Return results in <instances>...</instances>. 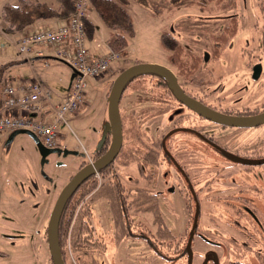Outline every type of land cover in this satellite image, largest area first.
Here are the masks:
<instances>
[{"label": "rangeland", "instance_id": "rangeland-1", "mask_svg": "<svg viewBox=\"0 0 264 264\" xmlns=\"http://www.w3.org/2000/svg\"><path fill=\"white\" fill-rule=\"evenodd\" d=\"M4 1L14 3L16 0H0V8ZM40 1L57 5V0ZM119 1L123 2L131 16L133 36L129 38L125 49L118 50L120 58L110 62L109 69L101 77L86 78L84 102L74 112L66 113L63 120L57 123V144L61 149L70 152L62 156L50 153L47 155V160L41 163L36 144L28 134H16L9 144H4L9 133L0 136V264H52L43 231L50 210L64 185L78 170L82 160L92 156L104 139L111 138L108 94L110 84L115 77L110 71L121 70L117 68L136 63H151L173 69L174 66L170 63L167 51L160 41L162 30L166 29L179 38L184 48L193 52L203 51L205 39L207 40L208 37L205 36L206 32L198 31L195 34L198 28L195 24L202 21L213 31L234 15L237 19L236 33L231 37L220 57L217 60L204 61L201 70L199 69L195 75L205 79V86L221 85V93L226 95L222 107L253 108L264 103V0H227L230 4L222 11L214 8L212 0L207 3L209 7L205 11L198 9L194 3L187 7L182 1L173 11L169 9L171 0H158L162 4L159 2L156 4L155 0ZM91 8L90 3L87 16L94 26V31L92 37L85 38V45L89 46L91 40L98 47L97 52H109L106 45L109 29ZM176 23H182L183 27L177 28ZM20 33L21 31L5 30L0 18V87L4 78L16 76L19 71L11 68L14 63L8 60L16 54L20 55L15 46ZM197 37L200 38L199 41L192 42L191 39ZM32 63L34 66H27L20 73L30 76L32 80L40 79L51 90L52 102H55L58 99L56 93L63 92L54 85L61 79L60 70L53 68L52 65L45 67L39 62ZM256 64L260 65V69L258 75L253 76V67ZM145 77L128 82L119 101V110L134 108L135 116L141 118V129L148 138L156 141L171 128L173 121L170 119V111L162 107L167 104V99L158 97L152 100L153 94L151 98L144 94L146 87L150 85L149 78L145 79ZM201 86L203 85L190 82L184 84V87L194 94H198ZM175 105L177 106L173 103V107ZM46 110L49 111L48 117L53 118L49 104L41 107V111ZM36 111H31L30 116L37 120L42 119ZM176 123L192 125V122L186 118ZM181 135L191 139L186 132L174 131L166 140L167 145L169 143L174 145L175 149H171V153L179 164L186 165L187 169H191L196 176L206 172L221 182L224 172L220 171L216 174L213 168L209 167L212 164H209L207 155L200 153L196 147L194 150L190 149L186 155V146L181 144L185 140ZM213 138L225 144L231 151L240 150L243 153L264 151L263 125L253 128L218 129L214 131ZM193 145L189 144L190 147ZM207 147L210 149L212 145ZM198 152L201 158L203 157L201 162L194 160ZM257 167L259 168L254 170L257 175L253 174V182L258 186H264V163ZM119 172L123 181L128 182L130 176L135 177L137 185L157 192L156 210L162 226L168 231L165 239L170 240V244L175 241L180 242L189 224L185 196L181 188L182 181L177 168L164 160L156 165L153 173H150L147 167L142 166L140 169L136 163L130 162L129 165L120 168ZM122 172L130 175H123ZM202 181L203 178L199 183ZM240 182L242 181L239 179L233 180V184ZM223 194L221 192L220 196ZM215 202L216 206L209 201H201V213H204L200 219L202 223L206 224L209 220H206L207 213L212 210L221 215L217 220V232L224 236L230 234L233 228L229 226V222H232L235 231L237 229L242 231L254 248L259 249L258 245L264 246L262 215L258 216L260 224L253 222L254 224L248 226L244 215L236 216L238 212H230V208L222 209L221 205L229 201ZM235 203L244 205L241 201ZM248 205L253 207V204ZM236 208L238 209L239 206ZM230 214L232 215L228 216ZM92 222L97 234L103 237L107 245L105 252L95 254L98 264H227V261L233 258L241 262H249L253 258V253L235 255L232 252L224 253L219 247L207 248V244L196 237L191 239L192 255L185 253L171 261V258L165 256L166 249H163L164 255H162L144 238L116 240L112 211L106 197H98L92 202ZM209 222L211 223L210 220ZM138 223L150 228L154 233L157 232L153 213H144ZM261 250L264 251V248ZM67 252L70 257L69 248ZM188 256H191V259ZM259 256L264 257V252Z\"/></svg>", "mask_w": 264, "mask_h": 264}, {"label": "trees", "instance_id": "trees-1", "mask_svg": "<svg viewBox=\"0 0 264 264\" xmlns=\"http://www.w3.org/2000/svg\"><path fill=\"white\" fill-rule=\"evenodd\" d=\"M95 12L109 29V38L107 45L109 50L118 51L125 49L129 38L133 36L132 19L119 0H89ZM122 1V0H121ZM172 1V0H171ZM180 1L183 5L196 4L198 9L205 11L209 6V0H173L171 7L179 6ZM216 10H225L230 2L227 0H212ZM160 1L155 0L157 4ZM170 8V7H169ZM74 10V0H57V5L53 6L40 0H16L14 3L5 2L0 8V18L3 21L5 30L13 31L21 29L33 21L45 18L67 17ZM200 27L196 32H206L210 43L211 55L222 52L225 45L237 31V19L235 16L229 17L216 30H211L209 26L203 29V22L199 21ZM86 36L89 37L94 31V26L89 18L83 19ZM200 29V30H199ZM162 46L167 51L168 59L174 66V71L179 78L185 79L191 74V78L196 83H206L202 78L194 77V72L202 61L201 52H193L185 49L168 30H162L160 34ZM219 41L217 43H214ZM206 42V39H205ZM149 75V80L153 73H143L131 78H139ZM156 76V75H155ZM159 77V76H158ZM162 81L156 84L166 85L165 78L160 75ZM128 81V82H129ZM127 84H125L124 89ZM168 85V84H167ZM161 95H157V98ZM165 105H162V107ZM122 123V145L113 163H107L100 167V183L97 178L91 174L85 178L73 194L67 199L61 212L58 226L57 238L60 253L65 264H72L68 255L67 248L77 264H98L96 253L105 250L106 243L103 238L97 234L91 222L92 202L98 197H106L109 208L112 211L113 224L115 226L116 240H126L134 236L144 238L150 246L157 252L171 258L172 254L178 253V241L174 242L173 253L169 250L170 240L165 239L168 231L162 226L156 210V193L152 189L133 186L130 183H124L118 174L120 163L134 162L140 168L145 166L151 173V167L156 166L160 160V151L163 150V143L157 140L151 141L134 124L132 119H127ZM109 141H105L98 151H104ZM156 146H155V145ZM161 148V149H160ZM164 151V150H163ZM164 154V153H163ZM153 213V221L157 225V232L151 234L150 228L138 223L135 220L136 214ZM163 237L164 239H162ZM164 240H166L164 242ZM168 253V254H167ZM69 259H68V257ZM232 264H245L234 262Z\"/></svg>", "mask_w": 264, "mask_h": 264}, {"label": "flooded vegetation", "instance_id": "flooded-vegetation-1", "mask_svg": "<svg viewBox=\"0 0 264 264\" xmlns=\"http://www.w3.org/2000/svg\"><path fill=\"white\" fill-rule=\"evenodd\" d=\"M171 4H173V0L171 1ZM169 9L171 11H173L174 8L170 7ZM220 11H222V10H220ZM232 16H234V15H232ZM176 26H177V28L183 27L182 23H178V24L176 23ZM195 26L198 27L199 24H195ZM205 26H206V24L202 25L203 29L205 28ZM169 33L171 34V36H173L177 41H179L182 44V42L180 41L179 38L174 36L170 31H169ZM195 34H197V32H195ZM199 39L200 38L197 37V38H192L191 40H192V42H195V41H199ZM217 42H219V41H216L214 43H217ZM226 45H225V47H226ZM225 47L223 49H225ZM185 49H187V48H185ZM212 50L210 48V43H208V40H206L204 50L203 51H198V50L195 51V52H201L202 61L200 62L197 69L193 73L194 77H197L198 79L201 78V77H198L197 75H195V73L201 68V65L203 64L204 61L211 60V59L217 60L220 57V54L222 52L219 54L211 55ZM169 69L174 73L176 80H177L178 84L180 85V87L182 88L183 92L185 94H187L188 96H190L191 98L198 101L202 106H204L208 109L214 110V111H216L222 115L241 117V118H244V117L246 118V117L258 115V114H261L264 112V103L261 106H257V107H253V108L246 107V106H242L240 108L235 107V108H231V109H229L227 107H222V103H223L224 99L226 98V95L221 93L222 92L221 85L205 86L204 84H206V83H202V84L196 83L191 78L192 74L185 79H181L175 73L174 68L173 69L169 68ZM259 69H260L259 64H256L253 67V72H252L253 76L258 75ZM153 75L154 76H151V78L149 80L150 85L146 87L144 94H146V96L148 98H151V94H153V98H151L152 100L157 99V95H161V98L163 100L167 99V104H164L165 106H163L164 107L163 109L170 111L169 112V114H171L170 119H171V121H173V125L171 126V128L166 133H164L161 136V138H158V140L163 143L162 147L164 150L163 151L160 148L161 149V151H160V157H161L160 162H162V161L164 162V160H165L167 164L173 165L175 168H177L178 173H180L179 176H180V179L182 181L181 188L183 191V195L185 196L187 217H188V224H189L187 231L185 233V236H183L184 239L182 237V239H180V242H178L179 245L175 246L178 248H174L173 244H170V246H169V250H172V253H173V248L178 249V250L180 249L178 251V253L176 252V254H172L171 261L178 259L180 256L184 255L185 253H187V255L188 254L192 255L191 239L193 240L194 238L197 237L198 239H200L201 241H203L204 243L207 244V248H209V246L212 248L219 247L224 251V253L232 252L235 255H242L244 253L245 254L253 253V258L251 260H249V262H241V261H238L237 259L233 258L232 260L227 261V264H232L236 261L240 262V263H245V264H264V257L259 256L260 253L264 252L261 250L264 248V246L258 245L257 248H259V249L254 248L252 244H249V240L247 241L248 237L245 236L242 233V231H239L238 229L235 231V227L233 226L232 222H229L230 223L229 226L231 228H233V230H230L231 233L226 234L224 236V234H221V233L216 231V227L218 225L217 220L220 219V216H221L220 214L218 215V213H214V212H212V210L210 212L208 211L207 216H206V220L209 219L211 221V223L209 222V220L206 221V224L202 223V220L200 221L201 215L202 214L204 215V213H201V201L202 202L209 201L214 206H216L215 201H229V202H225L224 204L221 205L222 209H223V207L226 208V210H228L230 208V212H235V213L238 212L239 215L236 214V216L244 215L246 223L248 224V226H250L251 224H254L253 222H255L256 224H260L261 222L259 221L258 216L262 215V217L264 218V186H258L256 182L255 183L253 182V174L255 173L254 176L257 175L256 171H254V170H257V168H259L257 166H260L261 164L264 163V151H259V152H255V153H253V152H251V153L244 152L243 153L240 150L231 151V149H229L225 144H221L218 140L213 138L214 131L218 130V129L223 130V129H226L229 127L253 128L254 126L227 125V124L221 123L219 121H215L213 119L208 118L204 111H202L200 113V112H196V111L192 110L190 107H188L186 104H184L177 97V95L175 94V92L173 91L172 87L170 86L169 82L167 81V79L165 77H164L165 82H167L166 85H163V84L158 85V84H156V81L162 83L161 79L159 78L160 75L157 73H153ZM144 77H145V79L146 78L148 79L149 75H144V76H141L139 78H134L132 80L142 79ZM203 80L205 81V79H203ZM152 82H154V84ZM188 82L193 83V84L203 85L199 88L198 94L197 93L196 94L191 93L184 87V84L188 83ZM152 84L154 85L153 87H152ZM154 88H156L158 90H156ZM121 97H122V95H121ZM173 103L177 104V106L175 105L173 107ZM126 106H128L127 102H126ZM134 111H135L134 108L130 109V110L127 109L124 111H120V120L122 119L123 121H125L126 118L128 120L132 119L134 124H137L141 129V126H140V123L142 122L141 118H140V116H135V113H133ZM184 118H186L188 121L192 122V125H190V124L189 125L188 124L183 125L180 123L179 124L176 123V122H178ZM194 120H195V122H194ZM262 125L264 126V123L258 124L255 127L262 126ZM202 129H204V130L202 131ZM121 130H122V123H121ZM174 131L186 132L188 135L191 136V139H190L187 136L183 137L181 135L183 137V139L185 140V142H181V144L184 147L186 146V155H188L190 149L194 150L195 147H196V150H198L200 153L207 155L208 156L207 159L209 161V164L210 163L212 164V165H209V167L213 168V171L216 174H218L220 171L224 172L223 173L224 178L221 179V182L217 181L219 179H217L215 176L208 175L206 172H201L199 175L196 176L193 172H191V169H187L186 165L184 166V165L179 164V162L176 160V158L171 153V149H175L174 145L171 143H169L167 145V143H166L168 135L173 133ZM195 139H196V141H194ZM11 140L6 139L4 144H7V143L9 144V142ZM111 140H112V138H110V137H107L106 139H104L102 144L100 145V148L103 146L105 141L106 142L109 141V144H107L106 149H104V151H101V152L98 151L97 152V150H99V148H98L93 153L92 156L88 157L87 160H82V162L79 164L78 169L85 164L92 163L100 155L105 153V151L110 146ZM151 141H152V139H151ZM156 141H154V142H156ZM189 144H194V145L192 147H190ZM121 145H122V143H121ZM207 145H212V147L209 149V147H207ZM57 147H60V146H57ZM120 148H121V146H120ZM119 151H120V149H119ZM119 151L116 154V156L113 158V160H111L108 163H113L115 161L117 155L119 154ZM199 152L197 154L198 156H196L194 158V160L201 162L203 157L201 158V154ZM56 154L58 156L64 155L62 152L56 153ZM193 155L194 154H191V156H193ZM40 158H41V156H40ZM46 160H47V156H46ZM129 164L130 163L125 164L124 162L119 164L117 170H118V174H119L120 179H121V175H120L119 169L122 167H125ZM155 168H156V166L151 167V173H153V171H155ZM99 169H100V167L98 169H94V171L91 173L97 178L98 183H100V181H101ZM122 174L123 175H130V174H126L125 172H122ZM88 177H86V178H88ZM202 178H203L202 183H199V181ZM128 179H129L128 182L123 181L122 179L121 180L126 184L130 183V185L142 187V186L136 184L137 182L135 181V179H137V178H135V177L132 178L130 176ZM234 179H239L242 182L233 184ZM255 181H257V180H255ZM148 189H151V188H148ZM221 192L224 193L222 196H220ZM155 193L157 194V192H155ZM250 193L252 195H250ZM235 201H241L242 203H244V205H241L240 203H235ZM233 203H234V206H233ZM249 203L251 205L253 204V207L248 205ZM237 206H239L238 209L236 208ZM52 208H53V206H52ZM52 208H51V210H52ZM51 210H50V213H51ZM50 213L48 216V220L50 217ZM231 215L232 214H230L228 216H231ZM140 216H142V215L136 214L134 216L135 220L139 221ZM48 220H47V224H48ZM91 222H92V214H91ZM47 224H46V227L43 229L45 237H46V241H47ZM92 225L95 229L93 222H92ZM237 226H239V225L237 224ZM149 230H150L151 234L154 232L151 229H149ZM153 234H155V233H153ZM249 236H250V234H249ZM133 238H138V236H134L131 239H133ZM139 238H141V237H139ZM106 248H107V245L105 246V250H106ZM105 250H103V252H105ZM103 252H101V253H103ZM188 257L191 259V256H188ZM70 258L72 260V264H77L73 260L71 253H70Z\"/></svg>", "mask_w": 264, "mask_h": 264}, {"label": "built area", "instance_id": "built-area-1", "mask_svg": "<svg viewBox=\"0 0 264 264\" xmlns=\"http://www.w3.org/2000/svg\"><path fill=\"white\" fill-rule=\"evenodd\" d=\"M90 7L89 0H74V10L57 24L40 25L25 33L18 41L17 48L25 61L32 56L49 57L62 61L74 72L68 97L61 102H52L51 90L35 78L28 83L5 82L1 88L0 136L19 128L36 133L46 147L57 145V123L66 113L74 112L84 102L86 78L98 77L104 73L118 52L105 55H90L85 46L83 19ZM49 51L50 54H47ZM50 105L53 118L49 122L34 119L31 111ZM20 111V112H19Z\"/></svg>", "mask_w": 264, "mask_h": 264}, {"label": "water", "instance_id": "water-1", "mask_svg": "<svg viewBox=\"0 0 264 264\" xmlns=\"http://www.w3.org/2000/svg\"><path fill=\"white\" fill-rule=\"evenodd\" d=\"M143 73H157L165 77L177 97L184 104H186L196 112L201 113L202 111H204L206 116L210 119L219 121L227 125L236 126H256L258 124L264 123V112L258 115L241 118L222 115L214 110L202 106L198 101L183 92L182 88L176 80L174 73L166 66L151 63H136L124 68L113 79L108 94V109L112 128V140L110 146L105 151V153L100 155L95 161L83 165L72 175V177L60 191L51 210L47 224V245L52 264H65L60 253L57 238V225L63 207L67 199L73 194V192L77 189L81 182L94 171V169H98L99 167L107 164L108 162L113 160V158L118 153L122 143L121 120L118 102L125 84L134 76ZM18 133H26L33 139L41 156V163L46 161V156L50 153L62 152L64 155H66L70 152L68 150L61 149L60 147L44 146L35 133L24 128L13 130L7 137V140H11Z\"/></svg>", "mask_w": 264, "mask_h": 264}, {"label": "crops", "instance_id": "crops-1", "mask_svg": "<svg viewBox=\"0 0 264 264\" xmlns=\"http://www.w3.org/2000/svg\"><path fill=\"white\" fill-rule=\"evenodd\" d=\"M5 2H10V1H4L3 3H5ZM60 19H61L60 17L38 19V20L33 21L31 24H29V25H27V26H25V27H23L21 29L13 30V31H21V33L17 37L16 43H17L18 39H20L23 34L31 31L33 28H36V27H38L40 25L53 26V25L57 24V22H59ZM109 35H110V33H109ZM90 37H92V35L89 36V37L86 36V39L90 38ZM108 38H109V36H108ZM108 38L106 40V45H107ZM85 44H86V42H85ZM15 46H16V44H15ZM107 47H108V45H107ZM87 49H88V51L90 52L91 55H103V54H106L108 52V51H106L104 53L97 52L98 47L91 40L89 42V46H87ZM46 52H47V54H50L49 51H46ZM122 55L124 56V53ZM32 60H34V61H32ZM8 61H11V62L14 63V65L11 68H15V69H17L19 71L16 73V76H12L11 78L10 77L4 78V80H2L3 83H5V82L11 83L12 82L14 84H18L20 82H30L32 80V78L30 76L22 75L20 73V71L23 68L27 67V66L31 67L33 65L32 62H34V63L39 62L42 65H44L45 67L49 66V65H52L53 68H56V69L60 70L59 72L61 74V79L59 81L55 82L54 85L57 86V89L59 91H63V92H62V94H57L55 92L56 96L58 97V99L56 101L57 102H61V101L65 100L68 97V95H69V87H70V84H71V82L73 80V72L63 62H61L59 60H56V59H53V58H49V57H38V56H32L30 61H25V60L22 59V56L19 55V54H16V55L12 56ZM24 62H26V63H24ZM127 66H128V64L126 66H123V67L119 66L117 69L120 68L121 70H116L115 69V70L110 71V72L113 73V75L115 77L120 71H122V68H125ZM99 77H101V76H99ZM99 77H93V78H99ZM3 83L1 84V87H0V101H1V88H2ZM86 85H87V83H86ZM119 101H120V99H119ZM118 107H119V103H118ZM120 111L121 110H119V112ZM36 114L39 115L40 117H42V119H40V120L45 121V122H49L52 119L51 117H48L49 111H47V110L46 111H41V109H39V110L36 111ZM111 138H112V133H111ZM57 143H58V141H57Z\"/></svg>", "mask_w": 264, "mask_h": 264}, {"label": "bare ground", "instance_id": "bare-ground-1", "mask_svg": "<svg viewBox=\"0 0 264 264\" xmlns=\"http://www.w3.org/2000/svg\"><path fill=\"white\" fill-rule=\"evenodd\" d=\"M86 34V33H85Z\"/></svg>", "mask_w": 264, "mask_h": 264}]
</instances>
